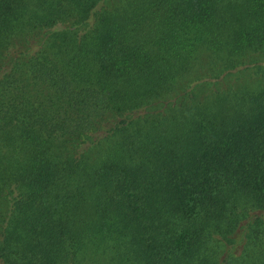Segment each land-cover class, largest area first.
Wrapping results in <instances>:
<instances>
[{"label": "trees", "instance_id": "obj_1", "mask_svg": "<svg viewBox=\"0 0 264 264\" xmlns=\"http://www.w3.org/2000/svg\"><path fill=\"white\" fill-rule=\"evenodd\" d=\"M0 264H264V0H0Z\"/></svg>", "mask_w": 264, "mask_h": 264}]
</instances>
